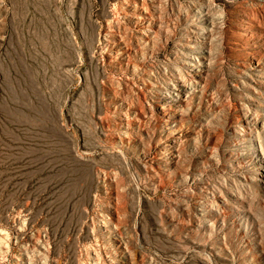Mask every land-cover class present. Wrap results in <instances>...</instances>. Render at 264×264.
<instances>
[{
    "label": "rangeland",
    "instance_id": "rangeland-1",
    "mask_svg": "<svg viewBox=\"0 0 264 264\" xmlns=\"http://www.w3.org/2000/svg\"><path fill=\"white\" fill-rule=\"evenodd\" d=\"M0 264H264V0H0Z\"/></svg>",
    "mask_w": 264,
    "mask_h": 264
},
{
    "label": "bare ground",
    "instance_id": "bare-ground-1",
    "mask_svg": "<svg viewBox=\"0 0 264 264\" xmlns=\"http://www.w3.org/2000/svg\"><path fill=\"white\" fill-rule=\"evenodd\" d=\"M190 62V61H189Z\"/></svg>",
    "mask_w": 264,
    "mask_h": 264
}]
</instances>
